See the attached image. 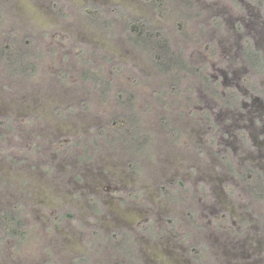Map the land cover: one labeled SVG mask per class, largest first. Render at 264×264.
I'll return each mask as SVG.
<instances>
[{
	"label": "rangeland",
	"instance_id": "rangeland-1",
	"mask_svg": "<svg viewBox=\"0 0 264 264\" xmlns=\"http://www.w3.org/2000/svg\"><path fill=\"white\" fill-rule=\"evenodd\" d=\"M212 2L0 0V264H264Z\"/></svg>",
	"mask_w": 264,
	"mask_h": 264
},
{
	"label": "flooded vegetation",
	"instance_id": "flooded-vegetation-1",
	"mask_svg": "<svg viewBox=\"0 0 264 264\" xmlns=\"http://www.w3.org/2000/svg\"><path fill=\"white\" fill-rule=\"evenodd\" d=\"M213 5L215 10L207 6L205 10L209 12L215 32L223 35L225 40L222 43L225 45H212V50L205 54V63L217 64L216 68L220 72L218 82L222 86L220 97L224 105L229 107L233 102L235 104L233 115L229 117L235 116L241 125L238 128L234 125L232 134L239 151L244 156L247 150L244 146L248 144L249 150L254 152L252 159L262 158L264 161V0H213L209 6ZM228 156L227 153L223 154L226 160ZM251 173L250 177H254V181L264 177V170ZM225 212L221 211L217 216L225 218ZM261 223L262 233L258 232L253 237L257 245L262 242L264 235V222ZM166 250L162 247L158 251L161 254ZM175 257L169 258V254L165 256L174 262Z\"/></svg>",
	"mask_w": 264,
	"mask_h": 264
},
{
	"label": "trees",
	"instance_id": "trees-1",
	"mask_svg": "<svg viewBox=\"0 0 264 264\" xmlns=\"http://www.w3.org/2000/svg\"><path fill=\"white\" fill-rule=\"evenodd\" d=\"M148 2H151L153 3L154 5H156L158 7V5L160 6L163 2V0H146ZM158 10L161 11V9H159L158 7ZM162 13V12H161ZM128 31H129V34L131 35V38H133L136 42H138V38L139 37H142V36H145V35H150V36H153L154 37V34L153 31H151V27H149L147 25L146 22H144V20H136V21H130L129 24H128ZM161 34V33H160ZM162 37L164 36L163 34L161 35ZM160 40V39H159ZM157 45H158V48L160 49L159 51L160 52H163V51H168L170 50L169 49V46L167 45L168 41L167 42H161L160 41H157ZM167 53H170V52H167ZM156 59L158 62H164V57L162 54H157L156 56ZM181 64L182 62L179 61ZM179 64H177V66H179ZM252 178V177H250ZM255 179V178H254ZM17 220V221H16ZM4 221H5V224L7 226V229H8V232H13L14 231V227L17 225L20 224V218H16L15 217H7V216H4Z\"/></svg>",
	"mask_w": 264,
	"mask_h": 264
}]
</instances>
